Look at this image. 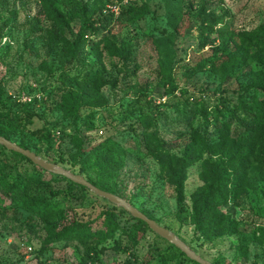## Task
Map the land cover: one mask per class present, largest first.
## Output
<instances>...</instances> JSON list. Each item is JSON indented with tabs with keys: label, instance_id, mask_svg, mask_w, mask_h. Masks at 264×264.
I'll return each mask as SVG.
<instances>
[{
	"label": "rangeland",
	"instance_id": "1",
	"mask_svg": "<svg viewBox=\"0 0 264 264\" xmlns=\"http://www.w3.org/2000/svg\"><path fill=\"white\" fill-rule=\"evenodd\" d=\"M129 7L143 9L144 17L127 24L121 13ZM53 8L64 15L65 26L52 17ZM213 18L229 26L226 38L220 27L213 34L200 30L203 20ZM244 40L251 46L233 75L192 72L225 47L238 51ZM108 43L129 44L130 61L111 57ZM93 75L105 83L91 104L72 113L61 109L63 95H82ZM242 98H264V0H0V122L32 115L28 131L0 136L94 186L109 185V193L212 264H264L263 143L239 148L211 141V149L198 152L200 161L185 168L181 193L176 186L190 128L203 126L213 135L222 125L216 110L231 119ZM236 112L238 127L247 114L255 117ZM142 119H153L150 131L160 136L150 147ZM247 122L241 124L245 131H257ZM259 123L264 129V115ZM107 151L112 159L103 156ZM0 161L9 183L23 179L22 189L0 185V264H79L93 247L100 252L92 264H191L151 230L133 243L124 230L132 227L131 216L91 191L69 193V181L2 146ZM216 182L222 196L210 203ZM23 195L49 208L19 206ZM110 212L120 225L114 238H57L70 223L104 230ZM223 215L231 220L218 224Z\"/></svg>",
	"mask_w": 264,
	"mask_h": 264
},
{
	"label": "trees",
	"instance_id": "2",
	"mask_svg": "<svg viewBox=\"0 0 264 264\" xmlns=\"http://www.w3.org/2000/svg\"><path fill=\"white\" fill-rule=\"evenodd\" d=\"M144 14L145 11L143 9L129 7L123 10V12L121 13V17L122 19L123 18L125 19V22L127 24H131L133 22L141 20L144 17ZM52 17H54L55 20L58 21L62 27L65 26V17L60 11L53 8ZM178 18H179V12L175 16V19ZM218 27H220L219 30H221L222 32L221 36L223 38H226L225 33L229 29V26L226 24L224 25L223 21L220 20L219 18L203 20L199 26L200 30H202L204 33L207 34H211V33L213 34L214 30ZM210 42L211 40L207 39L205 45L209 44ZM156 44H158L159 47L163 46V42L161 41H157ZM242 46L243 47L239 48L238 51H233V52H229L228 47H225L222 55L214 56L200 62L199 64L191 68L192 72L197 73V72H202L204 70H210L213 73L222 72L223 74H226L229 72L230 75H233L232 71L238 70L237 67L238 59L244 54H247V51L245 52L244 48L250 47L251 43L244 40ZM106 50L111 57L119 59L124 63L130 61L132 51L129 44L122 43L119 46L116 43H108ZM103 83H105L104 79L100 78L98 75H93L89 80L85 82V87L83 89L82 95L74 94V92L65 93L62 97V103L60 105V108L65 110L67 113H72V111L76 110L82 104H86V105L91 104V95L93 94V92L97 90L100 84ZM236 110L238 111L240 110V112L248 111V113H254L255 117H250L249 114H247L243 118V121H241L240 127H238L235 119L233 118V116L237 114ZM216 112H217L216 122L222 120V125L219 128L214 129L213 135H211L209 128L205 129L203 126L190 128V135L192 140L191 143L187 145L185 149L183 164L181 165L178 175L176 177V186L179 193H181L183 189V183L185 179V168L196 161H200L201 156L199 157L197 156L198 152H200L203 149H208V150L211 149L209 145L211 141H213L214 143L216 142L223 144L232 143L235 147H239V148H250V142L255 141L257 143H263V147H264V129L261 127L259 123V120L264 115V98L252 99V100L247 98H242L240 100L239 107H236L235 111L230 113L232 114L231 119H228L225 116V112H222L221 110H216ZM202 115L205 119H207L210 114L206 109L203 108L201 110V116ZM30 122H32V115H28L26 119L17 117L13 122L10 120L5 122H0V135H3L7 139H9V136L15 132L28 131V124ZM140 122H141L140 124L143 126L144 129L142 133L143 141L144 142L146 141L148 147H150L153 143L159 142L160 136L158 132L156 130L150 131L151 126H153V119H142ZM243 122H247L250 123L252 126H256L257 131L254 130L245 131L244 127L241 125ZM5 131L7 132L6 134ZM2 148L3 151L13 155L15 158L26 161L34 165L30 160H28L24 156L8 151L4 147ZM24 149H29V148L26 147ZM103 156L106 159L107 158L112 159L111 158L112 154L109 151H107V153L106 152L103 153ZM247 163L248 162L244 161L242 164L247 165ZM3 169H4V163L0 161V185L7 186L11 184L10 187L13 190L22 189L23 179L20 177H16L12 183H9L6 178L7 176L4 175L2 172ZM57 178H61L69 181L68 179L61 176H57ZM217 182L212 184L209 189L207 200L210 203L216 202V200H218L220 196H222L221 189L217 185ZM95 185L97 187H102L105 191L114 192V190L111 187H109V185L107 184L100 185V183H98ZM75 188L84 191L88 190L85 187L76 185L73 182L69 181L68 192L72 193ZM17 204H19V206L25 207L26 209H30V210L38 209L42 212H45L49 208L48 202H43V203L35 202L33 199L30 200L27 197H25V195L20 197V201ZM122 212L124 213V210ZM111 213L112 212H110L105 218L104 230L92 231L89 225L70 223L69 225L65 226L58 232L57 238L61 240H68V239L90 240L98 237V238H102V240L104 241L107 240V238H114V234L120 228V225H117L115 223L114 219L110 216ZM130 219L133 221L132 227L126 228L124 230L129 235L131 241L133 243H137L142 231L144 229L145 230H150V229L148 225L143 221L134 219L133 217H131ZM227 220H231L230 217L227 218ZM227 220H225V216L223 215L220 217L218 224L221 223L225 224L227 223ZM170 246L176 248L173 245ZM116 247L117 248L120 247L118 246V243ZM99 252L100 251L97 249V247L89 248L81 258L79 264H92L99 262ZM184 256L187 257L185 254ZM188 260L189 262H191V264H198L190 259Z\"/></svg>",
	"mask_w": 264,
	"mask_h": 264
},
{
	"label": "water",
	"instance_id": "3",
	"mask_svg": "<svg viewBox=\"0 0 264 264\" xmlns=\"http://www.w3.org/2000/svg\"><path fill=\"white\" fill-rule=\"evenodd\" d=\"M0 146L4 147L8 151L20 154L30 160L35 166L41 168L42 170L46 171L47 173L53 174L55 176H61L69 181L73 182L76 185L82 186L87 188L89 191L94 193L96 196L103 198L107 200L112 205L119 207L123 209L125 212H127L131 217L134 219L143 221L146 223L149 227V229L154 232L157 236L164 239L171 245L175 246L177 249H179L182 253H184L188 259L198 263V264H212L209 261L204 260L199 255H197L188 245H186L176 234L172 233L168 229L158 225L154 220L148 218L144 213L139 211L137 208L130 205L126 200L122 199L119 196H116L112 193L103 191L93 184H91L89 181H87L85 178L74 175L70 172H68L65 169H62L58 166H56L53 163L47 162L43 159H41L39 156H37L35 153L24 149L20 147L19 145L3 138L0 136Z\"/></svg>",
	"mask_w": 264,
	"mask_h": 264
},
{
	"label": "built area",
	"instance_id": "4",
	"mask_svg": "<svg viewBox=\"0 0 264 264\" xmlns=\"http://www.w3.org/2000/svg\"><path fill=\"white\" fill-rule=\"evenodd\" d=\"M113 10H114L115 12H118V11H119V9H118V8H114Z\"/></svg>",
	"mask_w": 264,
	"mask_h": 264
}]
</instances>
